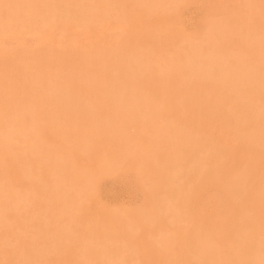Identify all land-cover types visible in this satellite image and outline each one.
Listing matches in <instances>:
<instances>
[{"label":"bare ground","instance_id":"bare-ground-1","mask_svg":"<svg viewBox=\"0 0 264 264\" xmlns=\"http://www.w3.org/2000/svg\"><path fill=\"white\" fill-rule=\"evenodd\" d=\"M222 1L197 37L174 32L161 62L142 32L189 0H102L99 9L92 0H0V35L24 21L34 32L53 16L115 28L99 47L45 46L3 60V126L37 141L28 154L0 155L11 191L9 200L0 192V231L10 237L0 264H264V0H240L248 13ZM18 68L47 80L15 98ZM98 148L82 169L79 157ZM127 164L143 205L99 223L88 205ZM34 168L47 177L19 191L14 180ZM214 188L229 208L221 218L199 209ZM7 211L19 224L7 225Z\"/></svg>","mask_w":264,"mask_h":264},{"label":"rangeland","instance_id":"rangeland-1","mask_svg":"<svg viewBox=\"0 0 264 264\" xmlns=\"http://www.w3.org/2000/svg\"><path fill=\"white\" fill-rule=\"evenodd\" d=\"M225 3L236 11L248 13V8L243 6L240 0H224ZM222 1L220 4H222ZM102 0H92L94 9L101 7ZM218 4V0H189L183 4L182 11L179 14H174L171 18L151 19L144 28L142 38L155 42L157 46L158 59L161 62H166L173 52L175 45L174 32L181 34H192L197 37L203 32V18L210 16ZM23 29L18 31H9L0 35V75L4 69L3 60L20 50L33 51L40 47H60L71 49L74 46H86L89 43H94L99 47L109 41L110 35L114 32V25H101L97 28H85L78 22L60 16L49 17L44 21L43 25L39 26L36 31L30 32L27 30L28 21H24ZM140 31V30H138ZM141 32V31H140ZM1 78V76H0ZM45 78L44 71L28 68L17 69V74L14 77L16 90L15 98L22 91L23 86L34 87L35 84H41ZM54 85H59L54 79L49 80ZM1 84V81H0ZM50 84V83H49ZM52 87V86H51ZM213 97H218L214 94ZM14 120V119H13ZM15 121L12 126H14ZM37 137L33 133H28L22 130L16 131L7 126H3V117L0 116V155L1 158L8 155L28 154L30 148L36 143ZM45 142V141H44ZM47 145H52L50 142H45ZM98 148L88 157H79L81 168H91L99 157ZM44 153H40V157L44 158ZM98 155V156H97ZM3 166L0 162V192L4 199L11 197L10 188L3 187ZM43 172V173H42ZM117 174V175H116ZM35 175V176H34ZM42 175V176H40ZM113 175V174H112ZM111 177H105L99 184L94 200H91L88 205L89 213L99 223L107 221L110 211L133 210L143 205V191L141 186L135 179L133 168L127 164L119 173H115ZM20 176V175H19ZM29 180H27L29 177ZM40 176V179L47 177V173L41 169L35 168L30 171L28 176H20L18 180H14V186L20 191L27 190L30 187V182L33 177ZM105 184V185H104ZM107 185V186H106ZM13 186V187H14ZM139 207H138V206ZM123 208V209H122ZM135 208V209H136ZM116 209V210H115ZM200 212L205 217L221 218L222 214L229 211L227 204L224 201V192L220 188H214L206 191L199 203ZM100 219V220H99ZM5 222L9 224H19L20 217L14 213L7 211L5 213ZM261 228L264 230V221L261 223ZM23 230V229H22ZM8 228L0 231V244L4 241L7 247L10 244L8 237ZM8 238V240H6ZM6 240V241H5ZM14 239L11 238L12 245ZM12 247V246H11ZM8 247L7 252H9ZM65 260L69 261V257ZM131 260V259H129ZM133 262V260H132ZM133 264V263H132Z\"/></svg>","mask_w":264,"mask_h":264}]
</instances>
